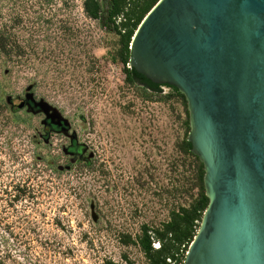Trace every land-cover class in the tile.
I'll list each match as a JSON object with an SVG mask.
<instances>
[{"label":"rangeland","instance_id":"1","mask_svg":"<svg viewBox=\"0 0 264 264\" xmlns=\"http://www.w3.org/2000/svg\"><path fill=\"white\" fill-rule=\"evenodd\" d=\"M83 1L0 0V29L22 42L38 40L41 53L22 65L0 52L2 264H149L124 236L136 237L144 224L159 226L185 200L176 169L181 102L146 100L126 82L122 65L112 60L116 34L88 18ZM16 14L27 21L14 31ZM63 21L79 29L84 42L74 48L77 71L61 35ZM30 85L37 101L45 99L69 120V132L53 131L46 142L39 137L44 112L24 106L14 113L8 101L26 99ZM74 133L86 148L75 162L66 153ZM58 165L65 169L58 172Z\"/></svg>","mask_w":264,"mask_h":264},{"label":"water","instance_id":"2","mask_svg":"<svg viewBox=\"0 0 264 264\" xmlns=\"http://www.w3.org/2000/svg\"><path fill=\"white\" fill-rule=\"evenodd\" d=\"M131 49L130 67L186 95L205 165L210 203L184 264H264V0H159ZM32 88L30 110L69 132Z\"/></svg>","mask_w":264,"mask_h":264},{"label":"trees","instance_id":"3","mask_svg":"<svg viewBox=\"0 0 264 264\" xmlns=\"http://www.w3.org/2000/svg\"><path fill=\"white\" fill-rule=\"evenodd\" d=\"M47 1L50 2L51 0ZM158 1L84 0L83 8L88 18L97 21L100 27L107 32L116 34V50L112 60L122 65L127 83L140 90L146 100L161 101L176 98L183 106V137L179 142L181 157L176 163V169L183 179L177 188L184 195L185 200L171 209L169 218L159 226L144 224L140 234L136 237L126 234L124 236L126 241L124 242L138 245L147 257L149 264H184L186 254L197 235L204 213L210 203L205 186V165L201 158L193 152V144L189 141L191 117L188 100L186 95L176 86L156 83L137 71L136 68L130 67L133 37L141 22ZM41 17L38 19L41 20ZM12 21L15 31L17 26H25L27 18L24 15L16 14ZM46 23L56 24L51 19H48ZM60 29L64 42L72 47L70 48L72 52L69 53L71 55L69 61L76 64L74 71H77L76 68L80 67L78 66L80 60L78 54L74 52V48L84 44L81 36L77 33L80 30L72 26L69 21H63ZM37 42L38 40L32 37L22 42L16 32H10L7 28L0 29V52L8 58L14 57V62L22 65L32 64L34 59L40 57L41 53L37 50ZM61 50L64 51L63 48ZM46 59L48 56H43V62ZM94 69L95 67L92 66L90 71ZM65 84V82H61V85L65 86ZM164 87H168L170 91L165 93ZM22 109L23 106L14 105V113H18ZM85 162L87 166L94 167L93 160L86 159ZM56 170L58 172L63 171L59 169V165ZM155 242L159 243V247L154 246ZM0 264H2L1 257ZM107 264L121 263L108 260Z\"/></svg>","mask_w":264,"mask_h":264},{"label":"flooded vegetation","instance_id":"4","mask_svg":"<svg viewBox=\"0 0 264 264\" xmlns=\"http://www.w3.org/2000/svg\"><path fill=\"white\" fill-rule=\"evenodd\" d=\"M8 102L12 105V108L14 109V101L12 99H10ZM21 104H24V106H28V103H27L26 99H23L17 105L21 106ZM44 127H45V133L39 134V137L43 138L47 142L48 139L51 137V133L53 131L58 132V130H57V128L54 125H51L49 123L45 124ZM69 147L70 148L68 149V151L66 153L74 156L73 159L71 160V161H74V162L76 160H78V158L82 157V152H84V150L86 149L85 146H83V144L74 143L72 141H71V144H70ZM71 148H74V149L72 150Z\"/></svg>","mask_w":264,"mask_h":264},{"label":"built area","instance_id":"5","mask_svg":"<svg viewBox=\"0 0 264 264\" xmlns=\"http://www.w3.org/2000/svg\"><path fill=\"white\" fill-rule=\"evenodd\" d=\"M157 247H159V246H157Z\"/></svg>","mask_w":264,"mask_h":264}]
</instances>
